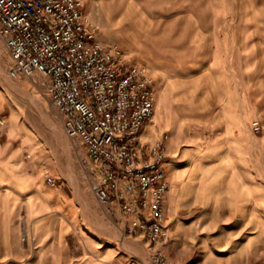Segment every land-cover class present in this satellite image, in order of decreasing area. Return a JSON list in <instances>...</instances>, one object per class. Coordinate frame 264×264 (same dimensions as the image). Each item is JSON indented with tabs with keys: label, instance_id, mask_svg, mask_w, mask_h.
<instances>
[{
	"label": "rangeland",
	"instance_id": "rangeland-1",
	"mask_svg": "<svg viewBox=\"0 0 264 264\" xmlns=\"http://www.w3.org/2000/svg\"><path fill=\"white\" fill-rule=\"evenodd\" d=\"M83 2L98 38L118 43L153 79L156 107L142 140L153 142L167 133V152L172 147L202 153V169L214 178L203 179L201 186H212L215 206L230 203L236 185L254 188V224L244 228L254 253L239 254V264H264V0ZM0 55L9 75L1 41ZM12 79L29 89L66 133L63 115L39 87V77ZM194 106L197 113L190 111ZM206 106L216 117L209 131L203 130ZM0 117V264H152L148 241L123 235L99 206L81 146L68 136L78 192L60 142L31 101L5 89L1 74ZM246 128L255 140L249 165L230 147L232 138L248 139ZM166 164L167 172L174 171L171 157ZM84 201L91 212L83 210ZM102 222L119 228L123 237L106 231ZM213 228L231 232L218 223ZM124 238L138 242L143 252H135Z\"/></svg>",
	"mask_w": 264,
	"mask_h": 264
},
{
	"label": "built area",
	"instance_id": "built-area-1",
	"mask_svg": "<svg viewBox=\"0 0 264 264\" xmlns=\"http://www.w3.org/2000/svg\"><path fill=\"white\" fill-rule=\"evenodd\" d=\"M0 41L9 75L39 77V87L63 115L105 213L125 235L148 241L152 264H175L162 248L169 240L168 134L142 140L157 100L146 67L130 62L118 43L98 38L83 0H0Z\"/></svg>",
	"mask_w": 264,
	"mask_h": 264
},
{
	"label": "crops",
	"instance_id": "crops-1",
	"mask_svg": "<svg viewBox=\"0 0 264 264\" xmlns=\"http://www.w3.org/2000/svg\"><path fill=\"white\" fill-rule=\"evenodd\" d=\"M176 85L173 82L172 88ZM187 85L189 91H194L196 86L193 83ZM197 110L196 106L190 107L192 113H197ZM204 112L207 118L203 130H212L211 124L216 119L212 117L213 109L206 106ZM224 114L222 111L219 112L221 118ZM184 119H188V116ZM245 130L249 133L248 139L232 138L230 147L234 153L241 154V158L249 165L255 140L249 130L247 128ZM174 144H177L176 139ZM168 157L172 158L174 171L166 170L169 188L165 193L164 215L165 223L169 228V240L162 245L166 257L175 264H223L224 262L230 264L232 259V264H239L241 254L242 256L253 254V240L249 234H246L244 228L254 224V188L249 184L236 185L233 187L232 201L215 206V192L212 186H201L203 179L214 178L213 173L204 172L202 169L204 155L193 148L179 152L169 147ZM251 175H254L253 171ZM186 183H190L189 192L185 189ZM185 196H188L187 199L182 200ZM215 223H218L219 227H226L224 228L226 232L229 230L231 232L223 234L222 229L219 232L218 229L213 228ZM203 225H207L208 230H202ZM120 250L121 247L116 251L119 253Z\"/></svg>",
	"mask_w": 264,
	"mask_h": 264
},
{
	"label": "bare ground",
	"instance_id": "bare-ground-1",
	"mask_svg": "<svg viewBox=\"0 0 264 264\" xmlns=\"http://www.w3.org/2000/svg\"><path fill=\"white\" fill-rule=\"evenodd\" d=\"M0 74H1L2 82L4 84L5 89H7L8 91H14V92L20 94L22 97H24V98L28 99L29 101H31L35 105V107L37 108L39 113L41 114V116H42L43 120L45 121V123L52 130L53 134L56 136V138L60 142V144L62 146V149H63V151H64V153L66 155L68 176H69L70 180L72 181L73 186L79 192L78 178H77V174L75 172L74 165H73L72 146H71V143H70L68 135L58 125V123L55 120H53L47 114V112L44 110L43 106L41 105L40 101L33 95V93L29 89H27L24 85L14 81L9 75H7L4 63L2 62L1 55H0ZM81 196H83V195H81ZM82 206H84L83 210H86V212H89L90 207H89L87 201H84ZM90 212H91V210H90ZM101 226L103 228H105L107 231H109V232H111V233H113L116 236H119L121 238L123 237L121 235V232H122L123 235H125L122 230L120 232L119 228H117L115 226H112V225H109L108 223L102 222ZM207 228H208V226L206 225V229ZM124 239H125V243L130 245L135 252H137V253H142L143 252L142 246L138 242H135V241L132 242L131 240H128L127 238H124Z\"/></svg>",
	"mask_w": 264,
	"mask_h": 264
}]
</instances>
